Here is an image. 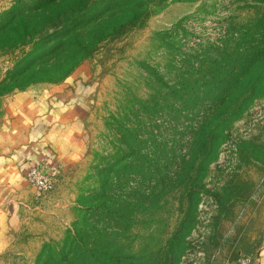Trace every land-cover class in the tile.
I'll use <instances>...</instances> for the list:
<instances>
[{
	"label": "rangeland",
	"instance_id": "obj_1",
	"mask_svg": "<svg viewBox=\"0 0 264 264\" xmlns=\"http://www.w3.org/2000/svg\"><path fill=\"white\" fill-rule=\"evenodd\" d=\"M44 2L0 0V29ZM160 2L154 3L153 14L140 26L102 43L56 83L27 86L34 80L30 73L17 80L16 67L32 53L33 43L7 48L0 33V120L5 99L12 94L58 88L61 94L78 97L82 146L78 158L58 167V181L49 194L37 198L32 193L19 204L0 264H37L43 247L58 244L60 248L77 222L84 224L90 218L95 225L107 224V218L92 219L93 214L85 213L98 204L95 199L103 192L112 208L140 199L135 231L148 252L160 250L180 225L184 234L189 233L179 264H229L244 258L256 263L264 239V97L255 100L225 133L216 161L191 181L194 195L178 185L160 192L157 180L177 168L164 156L181 151L177 98L167 94V87L178 80L184 54L219 43L230 33L243 35L244 48L246 38L264 28L259 22L264 21V0ZM45 20L49 18L41 19ZM47 25L38 33L44 39L53 32ZM48 58L49 52L42 50L38 63ZM15 81L21 88L6 93ZM133 135L146 142L135 143ZM135 144L138 160H145V152L150 154L146 168L138 166L137 159L132 161ZM165 147L176 150L166 154ZM155 187L154 195L144 199L143 194ZM161 261L164 264L165 257H159Z\"/></svg>",
	"mask_w": 264,
	"mask_h": 264
},
{
	"label": "trees",
	"instance_id": "obj_2",
	"mask_svg": "<svg viewBox=\"0 0 264 264\" xmlns=\"http://www.w3.org/2000/svg\"><path fill=\"white\" fill-rule=\"evenodd\" d=\"M160 1L164 0H45L44 4H37L0 29L7 48L33 43L32 53L16 67V79L30 73L34 80L27 86L66 79L102 43L140 26L153 14L154 3L159 5ZM102 6L106 9L100 10ZM46 12L49 17H45ZM43 18L49 21H41ZM259 22L264 24L263 20ZM47 24L53 32L44 39L38 33ZM242 38L240 33H230L219 43L184 54L178 80L167 87V94L177 98L181 151L164 156L166 162L177 164V168L174 171L169 168L162 180L158 178L160 192L175 190L178 185L183 192L194 195L191 181L216 161L225 133L255 100L264 97V28L252 32L244 48ZM42 50L49 52V58L38 63ZM16 81L6 93L21 88ZM132 138L137 144L146 142L137 135ZM135 147L132 161L137 159L138 166L146 168L150 154H142L145 160L141 162L136 144ZM170 150L176 148L164 149L166 154ZM128 165L134 166L132 162ZM155 191L156 187L144 193L143 198ZM105 195L106 192L98 195L95 199L98 204L87 208L85 213L93 214L92 219L107 218V224L95 225L90 218L84 224L77 222L60 248L58 244L43 247L37 264H160L158 259L162 256L164 264L180 263L189 232L184 234L179 225L160 250L148 252L135 231L137 217L141 215L137 211L140 199L124 201L112 208Z\"/></svg>",
	"mask_w": 264,
	"mask_h": 264
},
{
	"label": "crops",
	"instance_id": "obj_3",
	"mask_svg": "<svg viewBox=\"0 0 264 264\" xmlns=\"http://www.w3.org/2000/svg\"><path fill=\"white\" fill-rule=\"evenodd\" d=\"M61 92L27 90L5 99L0 120V253L17 222L19 204L34 194L26 180L28 170L40 164L58 168L79 157L78 97ZM256 256L255 264H264V239Z\"/></svg>",
	"mask_w": 264,
	"mask_h": 264
},
{
	"label": "built area",
	"instance_id": "obj_4",
	"mask_svg": "<svg viewBox=\"0 0 264 264\" xmlns=\"http://www.w3.org/2000/svg\"><path fill=\"white\" fill-rule=\"evenodd\" d=\"M59 169L56 166L40 164L33 166L26 173V180L37 198L49 194L56 186ZM229 264H252L251 258L240 259Z\"/></svg>",
	"mask_w": 264,
	"mask_h": 264
}]
</instances>
